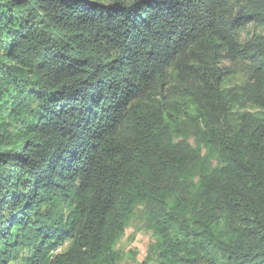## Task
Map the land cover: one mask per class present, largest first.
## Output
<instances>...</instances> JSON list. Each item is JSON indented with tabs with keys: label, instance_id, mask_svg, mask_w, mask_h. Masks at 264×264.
I'll return each mask as SVG.
<instances>
[{
	"label": "trees",
	"instance_id": "16d2710c",
	"mask_svg": "<svg viewBox=\"0 0 264 264\" xmlns=\"http://www.w3.org/2000/svg\"><path fill=\"white\" fill-rule=\"evenodd\" d=\"M134 220L264 264V0H0V264H118Z\"/></svg>",
	"mask_w": 264,
	"mask_h": 264
},
{
	"label": "rangeland",
	"instance_id": "374dc122",
	"mask_svg": "<svg viewBox=\"0 0 264 264\" xmlns=\"http://www.w3.org/2000/svg\"><path fill=\"white\" fill-rule=\"evenodd\" d=\"M151 242L149 232L134 220L126 228L124 236L117 245V249L123 254V259L118 264H151L146 262L147 249Z\"/></svg>",
	"mask_w": 264,
	"mask_h": 264
},
{
	"label": "clouds",
	"instance_id": "9594fccd",
	"mask_svg": "<svg viewBox=\"0 0 264 264\" xmlns=\"http://www.w3.org/2000/svg\"><path fill=\"white\" fill-rule=\"evenodd\" d=\"M63 248H64V247H63ZM61 249H62V248H60L59 250H57L56 253H59Z\"/></svg>",
	"mask_w": 264,
	"mask_h": 264
}]
</instances>
